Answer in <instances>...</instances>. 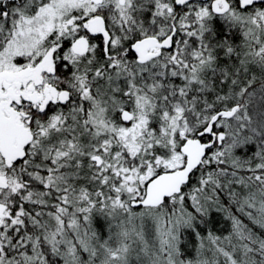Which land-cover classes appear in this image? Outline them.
Returning a JSON list of instances; mask_svg holds the SVG:
<instances>
[{
	"label": "snow or ice",
	"instance_id": "6c2138e0",
	"mask_svg": "<svg viewBox=\"0 0 264 264\" xmlns=\"http://www.w3.org/2000/svg\"><path fill=\"white\" fill-rule=\"evenodd\" d=\"M0 264H264V0H0Z\"/></svg>",
	"mask_w": 264,
	"mask_h": 264
},
{
	"label": "trees",
	"instance_id": "16d2710c",
	"mask_svg": "<svg viewBox=\"0 0 264 264\" xmlns=\"http://www.w3.org/2000/svg\"><path fill=\"white\" fill-rule=\"evenodd\" d=\"M230 228V222L224 219V214L215 213L214 214V225L213 229L217 232V234H226V232ZM259 231V229H257ZM151 237V232H149V238ZM186 251L189 256L195 255V247L194 244L189 243L186 245Z\"/></svg>",
	"mask_w": 264,
	"mask_h": 264
}]
</instances>
